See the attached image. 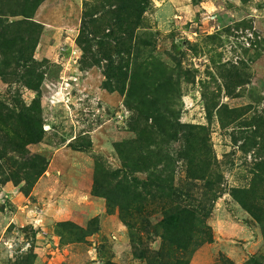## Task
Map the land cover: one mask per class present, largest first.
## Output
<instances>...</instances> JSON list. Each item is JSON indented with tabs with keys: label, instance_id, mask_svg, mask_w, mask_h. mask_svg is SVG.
Listing matches in <instances>:
<instances>
[{
	"label": "rangeland",
	"instance_id": "374dc122",
	"mask_svg": "<svg viewBox=\"0 0 264 264\" xmlns=\"http://www.w3.org/2000/svg\"><path fill=\"white\" fill-rule=\"evenodd\" d=\"M0 14L7 38L37 40L30 87L0 49L19 74L0 76V264H264V0H0Z\"/></svg>",
	"mask_w": 264,
	"mask_h": 264
},
{
	"label": "trees",
	"instance_id": "16d2710c",
	"mask_svg": "<svg viewBox=\"0 0 264 264\" xmlns=\"http://www.w3.org/2000/svg\"><path fill=\"white\" fill-rule=\"evenodd\" d=\"M124 11L127 13V10H124ZM8 13L9 14H6V16H8V17L9 16H17V14L14 12L9 11ZM20 13H22V12H20ZM0 15H3V14H0ZM2 23H3V21L0 20V28L4 29V25ZM15 25H20V24L15 23ZM22 28H23V26L19 27L17 29H14V33L16 34V36H8V38H7V36H5V34H6L5 32H1L0 33V49H2L4 47L10 48V49H13L15 51V53H17V55H18L17 57L19 59H17L16 66L19 67V63H21V62L23 63V67H22L23 73L21 74L23 76H21L22 77L21 80L24 82L25 85L30 87L33 83V80H35L34 79V76H35L34 70L35 69L32 67L34 64V60H33V57L31 55V51L33 53V50L36 46L37 40H35V39L33 40V38H31L30 34H28V32H27L28 30H24L25 34L27 32L26 36L21 34L19 30ZM83 33H84V31L82 30L81 31V38H83ZM90 34L93 35V32H90ZM87 47H89V45H87ZM85 51H86V49H85ZM29 52H30V57L23 58V56ZM89 52H91V51H89ZM126 52H127V50L124 53H126ZM117 56L120 58L121 61L124 60L125 56L122 55L121 52H118ZM109 58H111V57H109ZM93 59H94V57H93ZM10 75H13L14 77H16L19 74H17L16 70L11 71V72H7V73L2 72V71L0 72V76L3 77L6 81H8V76H10ZM107 76L111 79L116 78V77H117V79H119L120 73L111 74L110 70H109V74H107ZM1 113H3V112L0 111V115H1ZM19 114H20L19 115L20 122L22 120L24 125L27 127V133L29 132L27 137L31 138L32 142H30V143L40 141L42 139V135L36 126V121H38L37 116L34 114V116L32 118H30V115L26 111H24V113L20 112ZM190 129H191L190 125L181 124V123L175 129L176 132H178L179 135L181 136V140L184 139L188 145L190 143V140H189L190 135H191ZM0 132H1V128H0ZM35 160H37V158ZM38 161H39V163L37 161H35V163H37V165L35 167H38V170H36V173L40 174L43 171V169L45 168L46 163L43 159H41L39 157H38ZM40 165L42 167V171L39 170ZM144 184L148 185L150 187L155 186L154 188L157 189L158 192H160V193L167 192L169 195L172 192V190L175 189V187L172 184H170L168 180H162L161 178H154L152 176L148 177V179L144 182ZM129 210H130V208H129ZM172 211H174V213H171L170 215H168L163 220V227H164L167 235L171 236V238H168L169 241L174 242V241H176V231L179 228L181 230L180 220L182 218V216H181L182 210H180L178 208H172ZM176 243H178V241H176L175 244Z\"/></svg>",
	"mask_w": 264,
	"mask_h": 264
}]
</instances>
